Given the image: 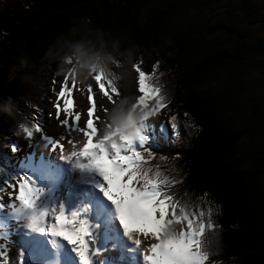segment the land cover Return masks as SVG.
Here are the masks:
<instances>
[{
	"label": "trees",
	"instance_id": "16d2710c",
	"mask_svg": "<svg viewBox=\"0 0 264 264\" xmlns=\"http://www.w3.org/2000/svg\"><path fill=\"white\" fill-rule=\"evenodd\" d=\"M255 29L264 31V11L254 0H0V144L20 143L12 133L33 105L44 118L45 75L73 53L140 62L182 128L153 167L205 220L212 207L205 264H264V35Z\"/></svg>",
	"mask_w": 264,
	"mask_h": 264
},
{
	"label": "snow or ice",
	"instance_id": "6c2138e0",
	"mask_svg": "<svg viewBox=\"0 0 264 264\" xmlns=\"http://www.w3.org/2000/svg\"><path fill=\"white\" fill-rule=\"evenodd\" d=\"M132 68L138 94L127 113L101 120L99 113L108 109L100 101L115 103L120 94L115 77L103 71L83 90L71 73L65 74L58 90L53 87L54 112L49 116L63 129L58 135L45 131L39 109L32 106L31 118L19 122V131L12 133H22L29 150L8 136L0 144V211L25 231L66 242L79 264H93L94 259L96 264H121L105 255L118 252L115 244L99 243L101 225L92 217L105 207L128 241L125 251H135L141 264H205V233L217 227L211 204L205 220L204 208L181 203L171 191L178 182L152 163L157 154L164 158V145L181 136L178 114L155 120L167 107L163 89L140 62ZM74 91H86L83 111L76 110ZM34 134H40L48 155L32 148ZM11 237L7 221L0 224V264H25L23 248Z\"/></svg>",
	"mask_w": 264,
	"mask_h": 264
},
{
	"label": "rangeland",
	"instance_id": "374dc122",
	"mask_svg": "<svg viewBox=\"0 0 264 264\" xmlns=\"http://www.w3.org/2000/svg\"><path fill=\"white\" fill-rule=\"evenodd\" d=\"M262 6L264 11V0H254ZM221 9H218L219 11ZM256 35H264V31L261 29H255ZM84 53V54H82ZM106 54V53H105ZM63 62H58L54 65L55 74L45 75V82L42 85L43 95L40 99L41 106H43L44 115L42 118V123L45 131L49 134H59L63 129L57 124V122L49 116V112H54L52 108L51 101L55 99L54 92L52 91L53 87L58 90L60 82L66 73H73V76L77 79L79 87L83 90L87 83L94 84V81L91 77L98 72L103 71L109 76L115 77V82L117 87L120 90V94L114 97L115 103H109L107 100H101L100 103L108 109V112L105 113L101 111L99 113L101 120H106L108 117L112 118L114 114L127 113L130 105L135 102V96L138 94L136 92V73L132 68L134 63L132 60H127L121 58V62L116 63L114 58L107 54L106 56L102 55V50L90 48L84 52L81 51V54L73 53L72 56L65 58ZM84 62V63H83ZM262 62H264V55H262ZM264 64V63H263ZM264 70V65H262ZM49 73V71L47 72ZM53 80H55V85H53ZM264 86V80H262ZM263 86H256L255 91L261 92ZM40 97V96H39ZM74 98L76 104V110L83 111L86 106V91H74ZM129 99V100H128ZM131 100V101H130ZM126 110V112H125ZM168 117L164 110L162 109L160 113L154 117L155 120H166ZM73 135H77L74 133ZM39 141V143H38ZM19 145L24 151H28V142L23 139V135L20 136ZM67 148L68 145L65 144ZM32 148L37 152H43L45 155L49 154V150L40 140V134H34L32 138ZM23 153H19L22 155ZM18 155V156H19ZM55 156L56 153H51ZM98 208V205L94 204V210ZM94 220H99L100 228V238L99 243L101 247H104L108 243L115 244L118 252L105 253L106 256L116 257L121 262V264H141L139 256L135 251H125L128 248V241L120 234L118 225L114 220L111 219L110 211L107 207L100 213L94 211L93 217ZM7 221L8 226L12 231V240L14 241L17 247H22L25 253L24 260L25 264H42L41 260L49 259V263L53 262L55 264H79L78 257L70 250V246L64 242L58 240H53L44 234H39L34 231H25L23 226L17 227L11 222V218L6 212L0 211V224H4ZM103 224V225H102ZM111 235L112 239L108 240L106 237ZM25 244L22 246V244ZM63 245L66 248L64 252L65 257L62 262L56 261L54 253L56 256H59L60 249L59 245ZM34 246L40 247L46 251L48 254L45 258L42 256L36 258V252ZM33 248V249H29ZM53 257V258H51ZM40 259V260H39ZM98 259V258H97ZM68 260V261H67ZM52 264V263H50ZM93 264H96V259L93 260Z\"/></svg>",
	"mask_w": 264,
	"mask_h": 264
},
{
	"label": "bare ground",
	"instance_id": "6f19581e",
	"mask_svg": "<svg viewBox=\"0 0 264 264\" xmlns=\"http://www.w3.org/2000/svg\"><path fill=\"white\" fill-rule=\"evenodd\" d=\"M129 100V99H128ZM131 101V100H130ZM125 112H126V110H125ZM95 204V203H94ZM103 225V224H102ZM108 240H111L112 239V237H111V235H109V236H107L106 237ZM57 242H58V240H57ZM23 245H25L24 243L22 244V246ZM58 245H59V249L61 250L60 251V254H59V256H56V254L54 253V256H55V259H56V261H59V262H62L63 261V258L65 257V254H64V252L66 251V248L61 244H59L58 243ZM129 246V245H128ZM29 249H33V248H29ZM34 249H35V252H36V258L35 259H37V258H39V257H43V258H45L46 257V255L48 254L46 251H44L43 249H42V252L40 251V247H36V246H34ZM51 258H53V257H51ZM40 260V259H39ZM49 261V259H46V260H41V261H37L38 263L39 262H41L42 264H50V263H52V264H55L54 263V261L53 262H48ZM68 261V260H67Z\"/></svg>",
	"mask_w": 264,
	"mask_h": 264
},
{
	"label": "clouds",
	"instance_id": "9594fccd",
	"mask_svg": "<svg viewBox=\"0 0 264 264\" xmlns=\"http://www.w3.org/2000/svg\"><path fill=\"white\" fill-rule=\"evenodd\" d=\"M6 103H8L9 105H10V99H9V101H7ZM9 115H11V106H9L8 108H6V109H4ZM114 115H119V113H116V114H114Z\"/></svg>",
	"mask_w": 264,
	"mask_h": 264
}]
</instances>
